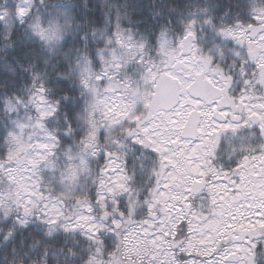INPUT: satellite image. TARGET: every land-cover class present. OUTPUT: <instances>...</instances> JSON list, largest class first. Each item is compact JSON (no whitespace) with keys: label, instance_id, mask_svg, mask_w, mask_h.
Returning a JSON list of instances; mask_svg holds the SVG:
<instances>
[{"label":"snow or ice","instance_id":"obj_1","mask_svg":"<svg viewBox=\"0 0 264 264\" xmlns=\"http://www.w3.org/2000/svg\"><path fill=\"white\" fill-rule=\"evenodd\" d=\"M0 264H264V0H0Z\"/></svg>","mask_w":264,"mask_h":264}]
</instances>
